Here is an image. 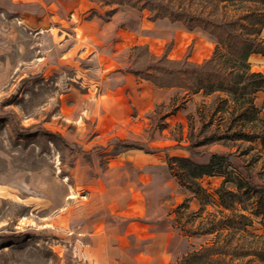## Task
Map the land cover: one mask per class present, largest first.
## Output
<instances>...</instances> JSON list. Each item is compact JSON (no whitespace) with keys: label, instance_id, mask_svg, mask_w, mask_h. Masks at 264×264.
Instances as JSON below:
<instances>
[{"label":"rangeland","instance_id":"374dc122","mask_svg":"<svg viewBox=\"0 0 264 264\" xmlns=\"http://www.w3.org/2000/svg\"><path fill=\"white\" fill-rule=\"evenodd\" d=\"M173 2L206 22L236 20L240 32L248 14L264 11L256 1ZM107 10L97 0H0V264H176L214 240L215 233L191 235L211 222L221 228L219 242L264 248V206L253 207L263 216L243 211L255 199L225 210L214 194L221 177L200 178L199 196L178 185L170 164L176 171L174 158H190L183 149L148 154L117 143L189 148L201 154L190 158L197 163L228 155L264 195V152L259 140L229 139L239 124H232L230 102L217 101L228 98L224 92L157 88L123 71L136 45L173 60L190 46L189 60L200 64L217 41L200 28L188 34L178 22H150L147 12L126 6L105 21ZM257 38L264 44V26ZM248 65L264 74L263 56ZM254 103L264 112L263 93ZM204 195L214 204L199 210ZM232 212L250 224L235 232L216 224Z\"/></svg>","mask_w":264,"mask_h":264},{"label":"trees","instance_id":"16d2710c","mask_svg":"<svg viewBox=\"0 0 264 264\" xmlns=\"http://www.w3.org/2000/svg\"><path fill=\"white\" fill-rule=\"evenodd\" d=\"M97 1L109 7L104 16L105 21L110 18L117 7L126 6L138 12H147L148 16L146 19L150 22L167 19L171 23H181L189 31L194 28H200L208 35L214 37L217 45L213 54L200 64L189 60L190 46H188L183 58L173 60L168 58L165 52L160 56L152 54L148 46L142 44L132 47L127 67L123 71L138 79L148 81L157 88H180L193 94L201 93L203 95L224 92L228 98H219L217 101L224 105L230 102L228 107H230V115L233 117L232 124L236 122L239 124L238 130L233 131L228 136L229 139L247 142L259 140L261 149L264 152V112H261L254 103L257 93L264 94V74L250 72L248 69V58L251 54L264 56V44L257 38L260 29L264 26V11L262 14L255 15L254 18L251 17V14H248L246 17L248 20L246 28L243 32H240L235 27L236 20L211 17L206 22V17H202L201 14H190L184 6L175 4L173 0ZM208 1L223 3L236 0ZM238 1L245 3L256 1L264 6V0ZM218 48L223 49L224 52H218ZM221 58L223 60H220ZM220 61L224 65L223 68L219 67ZM29 78L21 80V84L28 81ZM117 143L126 148L138 149L148 154L160 151L167 152L171 149H183L190 158L201 155L200 153L192 152L189 148L180 146L160 150L147 148L144 144L135 142L118 141ZM78 151L82 152L83 150L78 148ZM190 158H174V161L178 163L176 171H173V165L170 164L171 174L180 187L185 188L194 196H199L203 193V190L198 180L202 177L219 176L222 178V182L220 187L214 192L219 207L232 211L235 203L255 199V204L252 208L247 210L244 206L243 211L248 212L252 216H263L259 208L255 209L256 206H264L262 188L250 183L248 177L243 178L236 171L228 155L211 153L207 163H197ZM228 183L233 186V190L224 189V184ZM188 200L185 199L177 209L185 208ZM209 204L213 205L214 203L210 202L207 196L204 195V201L200 203L199 210H203V207ZM249 220V216L243 213L235 214L232 212L231 217L218 220L216 224H221L224 229L235 232L249 225ZM214 226L215 224L211 222L208 227L200 232H192L191 235L215 233V237L211 243L182 255L176 264H232L231 259H226L227 255L239 259L255 257L260 262H264L263 247L257 249L247 246L245 249L239 250L236 245L233 247L229 246L227 241H223V239L219 242L221 237L219 230L221 228H215ZM174 227L184 230L176 221L174 222ZM226 235H230V233ZM247 262H250L249 258Z\"/></svg>","mask_w":264,"mask_h":264},{"label":"crops","instance_id":"0c3cea01","mask_svg":"<svg viewBox=\"0 0 264 264\" xmlns=\"http://www.w3.org/2000/svg\"><path fill=\"white\" fill-rule=\"evenodd\" d=\"M119 7H122V6H119ZM117 8H118V7H117ZM170 23H171V22H170ZM172 24H173V23H172ZM185 30H186V32H187L188 34H191V33L194 31V30H193V31H192V30L189 31V30H187V29H185ZM198 30H200V29H198ZM200 32H201V33H204V34L207 35V36H209V38H207V39L210 41V43H211V41L215 40L214 37L208 35L206 32H204V31H202V30H200ZM208 40H207V41H208ZM258 57L260 58V57H262V56H259V55H257V54H251L250 57H249V59H250V63L253 62V61H256V60L258 59ZM263 57H264V56H263ZM260 73H261V72H260ZM155 209H156V214H158L156 218H157V219H160V218H161V211H162V210H161L160 208H157V207H156ZM147 213L149 214V212H147V211H146V213L144 212V215L147 216V215H148ZM134 215H135V214H134ZM136 215H139V214H136ZM146 216H144V218H145ZM145 220H146V219H145ZM135 223H136V222H134L133 224H135ZM137 236H138V235H137Z\"/></svg>","mask_w":264,"mask_h":264}]
</instances>
